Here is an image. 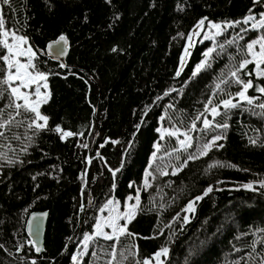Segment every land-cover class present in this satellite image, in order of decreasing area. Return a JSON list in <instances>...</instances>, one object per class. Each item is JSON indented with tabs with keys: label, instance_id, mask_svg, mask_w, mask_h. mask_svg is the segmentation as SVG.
<instances>
[{
	"label": "trees",
	"instance_id": "16d2710c",
	"mask_svg": "<svg viewBox=\"0 0 264 264\" xmlns=\"http://www.w3.org/2000/svg\"><path fill=\"white\" fill-rule=\"evenodd\" d=\"M0 11L5 28L28 39L36 52L33 63L47 75L51 93L49 102L41 106L42 114L49 117L48 129H29V121L17 117L23 123H13L0 137V264L33 260L71 264L84 236L93 235L100 209L109 200L122 206L138 194L139 210L128 225L135 236L121 238L114 264L151 259L162 247L169 248L168 256L161 258L165 264H260L264 259V188L260 187L264 115L260 113L264 110L255 105L264 97L231 110L221 106L213 123L226 122L227 129L203 130L201 117L197 130L189 132L194 148L187 151L173 152L179 148L177 138L160 136L164 129L187 132L200 113L212 120L204 112L209 99L213 105L223 99L239 100L235 94L241 86L230 73L250 58L245 55L247 43L264 33L252 29V22L242 21L249 15L260 20L264 0L259 4L254 0H11L10 6L0 4ZM204 18L205 23L233 26L212 40L197 41L177 77L187 37ZM242 28L247 31L241 32ZM60 35L68 40L65 67L51 62L45 52ZM237 36L243 39L227 44ZM220 44L225 45L223 50ZM209 48L216 49L209 66L192 77ZM253 69L249 65L244 71ZM240 76L264 86V78L254 72L251 77L244 72ZM248 95L261 96L254 89ZM7 103V96L0 99V107ZM56 126L76 135L61 139ZM215 135L226 136L217 142L223 148L189 160L172 175L196 146ZM250 139L257 143H249ZM165 171L168 175L161 174ZM147 172L152 176L147 177L151 186L146 188ZM249 183L255 190L243 187ZM209 186L213 191L196 202L195 213L185 212L189 201ZM33 212L48 213L40 255L25 231ZM112 243L93 236L80 264H108Z\"/></svg>",
	"mask_w": 264,
	"mask_h": 264
},
{
	"label": "snow or ice",
	"instance_id": "6c2138e0",
	"mask_svg": "<svg viewBox=\"0 0 264 264\" xmlns=\"http://www.w3.org/2000/svg\"><path fill=\"white\" fill-rule=\"evenodd\" d=\"M262 0H254V3L259 4ZM0 4L3 5H11V0H0ZM251 11V10H250ZM261 19L256 20V17L253 15L246 16L242 23L247 25L249 21H252L251 24L252 29H264V13L261 14ZM207 18L201 19L197 25V29H203L205 25V20ZM236 24L241 23V21H236ZM233 24L231 22L226 23L225 25H221L220 23H213L211 21L208 22V27L210 29H214V36H219L222 34L223 30L227 27H232ZM247 29L242 28L241 32H246ZM199 35L198 32L193 31L187 37L189 43L184 49V55L181 57L180 60V69L177 70L176 76L179 77L181 72L183 71V66L187 57L191 54L189 49L192 47V36ZM208 34H205L204 39H212ZM237 39H243V36H237L233 39L227 40L228 45H232L236 42ZM55 44H63L67 45L68 40L67 37L64 35H60L59 39L54 42ZM28 39L23 35H18L17 31H13L10 29L5 28V19L3 12L0 11V61L3 62L0 65V99H3L5 96L8 98V103L5 104L3 107H0V116L5 114V109H8L7 118L0 121V137L5 136L4 129L10 128L13 123L19 125L23 123V121H17V117H25L29 122L27 123V127L29 129H34L36 131H43L48 129V121L49 117L47 115H43L41 112V106L47 104L51 99V93L48 91L42 92L41 87L44 89L48 88L47 85V75L43 72L38 70L37 64L33 63L34 58L36 57V52L33 51L31 46L25 47L28 45ZM48 47L51 49L53 47L52 44H49ZM219 48L223 50L225 48L224 44H220ZM112 52H117L116 48L111 49ZM216 51L215 48H209L207 51L203 53L204 60L198 63L195 66L194 71L192 72V77L197 76L205 67L208 65V59L211 57L212 53ZM61 55L63 52L60 53ZM245 55L250 58H245L241 60L238 66L235 67L234 70L231 71V77L235 78L234 83L241 86L240 91H238L235 96L239 97V100L233 102L232 98L223 99L220 101L219 104L213 105L212 99H209L205 105V113H210L212 116V120H209L204 113H200L192 122L189 130L187 132H179V129L175 131H170L168 129H164L161 132L160 139L164 140L165 136L168 137H176L178 140L179 148H174L173 152L177 151H187L188 149L194 148V137L189 134V132H195L197 130L196 121L200 120L203 117L202 124L203 130L211 129V128H222L227 129L229 127L228 123H216L214 124L213 121L217 116L221 115L220 108L222 106L225 110H231L237 108L241 102H246L248 105H253L254 101L257 99H261L264 97V86L254 85L252 79L244 80L241 78L240 73L244 72V75L251 77L253 72L256 77L264 78V35L259 36L257 39L252 40L251 42L247 43L246 45V52ZM22 57H26V61H22ZM249 65H254L253 71H244L248 68ZM64 67L63 64L60 65ZM40 82H43L41 85ZM87 83V82H86ZM222 83H227V81H222ZM35 85V87H33ZM217 89L220 88V85H216ZM249 89H254L257 93H260V97H250L248 95ZM172 91H176V89H172ZM165 95H168L166 92ZM231 95V94H229ZM159 99V98H158ZM209 105H213L209 108ZM261 110H264V102H261L255 105ZM171 107V105H169ZM224 115H227V111H225ZM260 115H264V112H261ZM163 119V117H161ZM54 131L56 133L61 134V139H66L67 137H72L76 135L71 131H64L60 126H56ZM83 135V133H80ZM183 136V139H179V136ZM226 139L224 135H215L207 142L203 143L202 145L196 146V150L189 154L187 159L184 161V164L180 167L173 170L172 175H176L183 167L187 166V162L189 160L198 159L201 156H206L209 151L213 148H223V144H218L217 142L220 140ZM249 143L255 145L257 141L255 139H250ZM83 147H87L86 144L82 145ZM26 151V148L23 149ZM157 152L160 151V145H156ZM156 158V152L153 153V160ZM179 159V157H177ZM91 163V160L88 161ZM11 163V161H9ZM224 166V165H221ZM230 167H235V165H228ZM151 167V165H150ZM211 167V165H210ZM115 171H119L116 169ZM115 171H113V175H115ZM162 175H168V172H162ZM86 175V174H85ZM152 176L151 172L146 173V179L144 181L145 187H150L147 177ZM245 189L248 190H255L251 183L243 185ZM260 187L264 188V182L260 183ZM213 191V188L209 186L201 196L195 197L194 200L189 201L187 206L185 207L184 211L187 213H195V205L197 201L202 200L205 196H208L209 193ZM135 199V204H130L127 206L126 211L120 212L114 202L109 200L104 207L100 209L101 212L108 209L110 214L106 217L103 221L98 222L96 224V237H102L106 241H112L113 243L110 245L111 253H110V260L108 264H114L117 258V245L120 244L122 237H134L135 234L131 233L128 230V225L135 219L137 211L139 210V203L140 197L139 194L136 197H129V200ZM111 206V207H110ZM178 218V217H177ZM36 217H33V220H36ZM123 220L124 224H120V221ZM184 223L187 224L190 222L189 216H184L183 218ZM108 227L111 229V234L104 231V227ZM171 225H167L170 227ZM29 231H32V221H29ZM38 232V225L36 228ZM264 231V230H262ZM152 238V237H149ZM93 239V236L85 235L83 244H84V252H80L78 255H74L72 257L73 264H80V257L85 255L88 242ZM30 243L35 244V241H30ZM0 247H3L0 245ZM133 247H136L133 245ZM36 252L42 251L40 247H36ZM253 251L255 248L253 247ZM169 253L168 247H162L159 251H157L151 259H144L142 262L137 260L136 264H152V260L154 259L156 264H165V261L161 259V257H167ZM131 255H137L138 253L132 252ZM93 256H96L95 252H92ZM123 256V253H121ZM124 259L126 260L127 257L125 256ZM32 264H36V261L33 260ZM239 264V261H237ZM260 264H264V259L260 261Z\"/></svg>",
	"mask_w": 264,
	"mask_h": 264
},
{
	"label": "water",
	"instance_id": "95a60500",
	"mask_svg": "<svg viewBox=\"0 0 264 264\" xmlns=\"http://www.w3.org/2000/svg\"><path fill=\"white\" fill-rule=\"evenodd\" d=\"M55 41L48 43V45L52 44L53 47L50 49L47 45L45 50L46 56L51 62L59 65L63 64L65 67V60L68 55V44L66 46L63 44L57 45L54 43ZM61 52H63L62 55L60 54ZM33 217H36L37 219L33 220ZM29 221H32V226H33L31 232L29 231V227H28ZM47 221H48L47 212H33L28 216L26 220L25 231L30 241H35V244L32 243L34 249H36V247H40L42 249V251L36 252L37 255L43 253L44 235H45ZM37 225H38V232L36 231Z\"/></svg>",
	"mask_w": 264,
	"mask_h": 264
},
{
	"label": "rangeland",
	"instance_id": "374dc122",
	"mask_svg": "<svg viewBox=\"0 0 264 264\" xmlns=\"http://www.w3.org/2000/svg\"><path fill=\"white\" fill-rule=\"evenodd\" d=\"M250 22H252V21H250ZM252 23H253V22H252ZM221 25L223 26V24H221ZM225 29H226V28H225ZM193 31L198 32L199 35H193V36H192V41H191V43H192V47L195 45V43H196L197 41H200V40H202V41L212 40L213 38L216 37V36L213 35L214 32H215V30H214V29H210V28L208 27V22L205 23L203 29H197V28L195 27V28L193 29ZM193 31H192V32H193ZM192 32H191V33H192ZM205 34H208L210 37H213V38H212V39H204ZM261 35H264V33H262ZM261 35H260V36H261ZM188 43H189V41L187 40V44H186V46L188 45ZM28 46H30V44L25 45V47H28ZM192 47H191V48H192ZM21 59H22V61H26V57H22ZM40 83H41V85L43 84V82H40ZM33 87H35V85H33ZM41 91H42V92L48 91V88H47V89H44L43 87H41ZM133 198H134V197H133ZM135 203H136L135 199H133V202H132V201L130 202V200H129V198H128L122 206H120L119 203H116L115 205H116V207L118 208V210H119L120 212H124V211H126L128 205H130V204H135ZM110 207H111V206H110ZM110 214H114V213H110V211H109L108 209H105V211L100 212L99 215H98V218H97L96 224H97L98 222L103 221V220H104L106 217H108ZM96 224H95V231H96ZM120 224H124V221L121 220V221H120ZM95 231H94L93 235H90V236H95ZM104 231H106V232H108L109 234H111V229L108 228V227H106V226L104 227ZM86 235H89V234H86ZM84 237H85V236H84ZM95 237H96V236H95ZM100 238H102V237H100ZM83 240H84V238H83ZM84 251H85V249H84V244H83V241H82L81 247L79 248V250L77 251V253H76L75 255H78L80 252H84ZM161 258H162V257H161ZM71 264H73V260H72ZM152 264H156V262H155L154 259L152 260Z\"/></svg>",
	"mask_w": 264,
	"mask_h": 264
}]
</instances>
